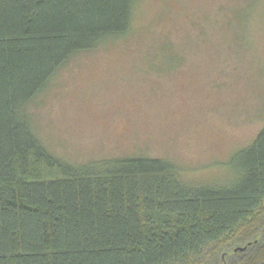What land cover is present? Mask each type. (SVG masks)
Masks as SVG:
<instances>
[{
	"label": "trees",
	"instance_id": "obj_1",
	"mask_svg": "<svg viewBox=\"0 0 264 264\" xmlns=\"http://www.w3.org/2000/svg\"><path fill=\"white\" fill-rule=\"evenodd\" d=\"M137 1L0 0V264H264V127L204 185L159 158L74 165L31 129L28 105Z\"/></svg>",
	"mask_w": 264,
	"mask_h": 264
},
{
	"label": "rangeland",
	"instance_id": "obj_2",
	"mask_svg": "<svg viewBox=\"0 0 264 264\" xmlns=\"http://www.w3.org/2000/svg\"><path fill=\"white\" fill-rule=\"evenodd\" d=\"M27 114L62 161L159 158L225 183L264 127V0H138L130 30L74 55Z\"/></svg>",
	"mask_w": 264,
	"mask_h": 264
},
{
	"label": "water",
	"instance_id": "obj_3",
	"mask_svg": "<svg viewBox=\"0 0 264 264\" xmlns=\"http://www.w3.org/2000/svg\"><path fill=\"white\" fill-rule=\"evenodd\" d=\"M246 248H241V247H238V248H236L235 249V251L237 252V251H244Z\"/></svg>",
	"mask_w": 264,
	"mask_h": 264
}]
</instances>
